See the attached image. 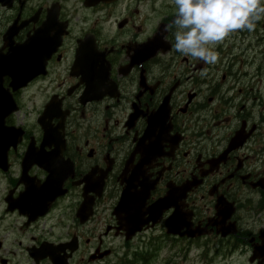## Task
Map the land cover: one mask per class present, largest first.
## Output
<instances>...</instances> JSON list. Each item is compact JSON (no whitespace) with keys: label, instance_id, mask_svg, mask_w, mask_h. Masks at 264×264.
<instances>
[{"label":"flooded vegetation","instance_id":"1","mask_svg":"<svg viewBox=\"0 0 264 264\" xmlns=\"http://www.w3.org/2000/svg\"><path fill=\"white\" fill-rule=\"evenodd\" d=\"M157 2L116 0L87 7L86 0H14L8 8L0 0V51L9 27L17 21L22 27L14 33L15 43L22 44L33 34L41 47L59 42L48 74L26 89L42 97L33 105L35 130L26 131L8 154L7 171H0V264H36L30 252L45 242L66 243L76 236L88 244L86 225L77 223L72 234L71 215L77 216L85 199L93 201L94 218L105 206L115 212L127 186L138 198L148 191L146 208L172 195L167 201L171 208L185 203L192 210L193 223L201 228L215 219L219 194L237 209L248 194L258 191L259 198L264 197V170L255 162L264 151V25L227 43L223 62L207 75L200 76L198 60L179 54L172 46L164 62L162 75L167 81L163 84L164 79L154 75L157 57L129 56L152 33L142 9ZM55 9L58 20L68 19V26L50 29L55 18L49 12ZM43 21H48V32L35 34ZM173 33L174 29L167 31L171 43ZM91 35L108 63L102 57H85L87 63L95 64L94 73L86 74L85 69L73 77L77 42ZM82 79L84 83L79 84ZM23 92L17 93L20 108ZM207 94L218 100L200 96ZM54 97L63 107L62 115L49 112L51 130L63 124L62 157L55 155L46 167L31 159L24 164L31 142L41 148L43 132L38 120ZM132 122L135 130L127 136L124 124ZM14 124L11 118L9 125ZM239 131L248 134L247 143L256 146L234 150L224 164L210 171L213 160ZM221 134L220 140L211 143L220 145L210 150L209 140ZM88 176L92 184L85 188ZM192 178L198 182L183 199V189ZM10 201L20 208L13 211ZM174 210L165 212L164 219Z\"/></svg>","mask_w":264,"mask_h":264},{"label":"clouds","instance_id":"2","mask_svg":"<svg viewBox=\"0 0 264 264\" xmlns=\"http://www.w3.org/2000/svg\"><path fill=\"white\" fill-rule=\"evenodd\" d=\"M173 48L179 54L214 64L216 45L233 32L252 31L264 19V0H173ZM203 75V73H202Z\"/></svg>","mask_w":264,"mask_h":264},{"label":"rangeland","instance_id":"3","mask_svg":"<svg viewBox=\"0 0 264 264\" xmlns=\"http://www.w3.org/2000/svg\"><path fill=\"white\" fill-rule=\"evenodd\" d=\"M149 239H135L132 242V246L137 250L140 248L147 247ZM119 242V241H118ZM162 242L159 240V243ZM160 245V248L158 252L155 255H158L155 260L151 259L152 256H149L146 264H210L212 254L214 253V248L211 250L210 257L205 259V262H203L200 258L199 251L196 250V248L193 246L192 250L190 252L186 251L182 245L179 246L181 243L176 244L178 246L171 247L169 244ZM116 244H118L116 242ZM121 244V243H120ZM122 255L119 254L118 258H120ZM118 258L117 255L110 259V262L112 264H118ZM116 261V262H115ZM236 264H241L237 262Z\"/></svg>","mask_w":264,"mask_h":264},{"label":"water","instance_id":"4","mask_svg":"<svg viewBox=\"0 0 264 264\" xmlns=\"http://www.w3.org/2000/svg\"><path fill=\"white\" fill-rule=\"evenodd\" d=\"M12 65L17 66L18 64L14 63V64H12ZM4 67H8L7 63H5L4 61H0V70L3 71V68H4ZM16 70H17V69H15V70L12 71V72L15 73ZM0 101H1V104H0V110L3 111V97H2V96H0Z\"/></svg>","mask_w":264,"mask_h":264}]
</instances>
